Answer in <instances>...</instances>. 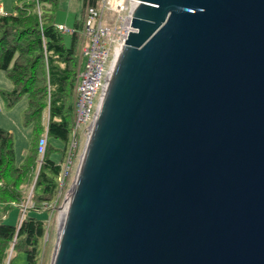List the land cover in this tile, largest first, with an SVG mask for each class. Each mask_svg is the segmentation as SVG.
Segmentation results:
<instances>
[{"label": "water", "instance_id": "obj_1", "mask_svg": "<svg viewBox=\"0 0 264 264\" xmlns=\"http://www.w3.org/2000/svg\"><path fill=\"white\" fill-rule=\"evenodd\" d=\"M51 264H264V0H135Z\"/></svg>", "mask_w": 264, "mask_h": 264}, {"label": "trees", "instance_id": "obj_2", "mask_svg": "<svg viewBox=\"0 0 264 264\" xmlns=\"http://www.w3.org/2000/svg\"><path fill=\"white\" fill-rule=\"evenodd\" d=\"M88 2L96 6L99 0H83L84 5ZM57 8L58 0H14L13 12L0 13V70L13 84L11 90H0V96L9 107L27 96L25 123L33 124L34 132L26 157L16 164L13 136L0 128V208L4 211L27 202L26 190L33 182L31 209L45 210L42 204L52 202L57 194L63 159L52 160L49 142L42 156L38 147L45 133L67 146L70 142L79 60L76 34H71L67 46L57 27ZM81 22L75 21L73 28H80ZM2 217L0 264H12L18 249L24 250L28 264H38L46 222L26 215L14 226Z\"/></svg>", "mask_w": 264, "mask_h": 264}, {"label": "built area", "instance_id": "obj_3", "mask_svg": "<svg viewBox=\"0 0 264 264\" xmlns=\"http://www.w3.org/2000/svg\"><path fill=\"white\" fill-rule=\"evenodd\" d=\"M134 1L99 0L96 6H92L88 2L84 5L80 28L76 29L65 25L57 26L63 33L76 34L77 41L79 40L80 44L74 94L75 116L71 128L67 156L57 177V194L54 200L42 204L43 209L50 211L51 216H53L54 211H57V208L63 209L65 206L67 207L74 184L72 178L76 170L75 159L82 144L80 139L83 138V142L86 144L91 133L89 129L95 108L110 71L117 45H124V41L132 29L130 27L132 20L130 13ZM2 12L0 0V13ZM105 12L114 13L115 16H108L104 20ZM118 17L120 22L116 24ZM46 145L47 136L45 135L39 141L38 151L41 155L44 153ZM33 206V203H31V207ZM50 227V221H48L42 240L41 255L45 253L46 247L50 242Z\"/></svg>", "mask_w": 264, "mask_h": 264}, {"label": "rangeland", "instance_id": "obj_4", "mask_svg": "<svg viewBox=\"0 0 264 264\" xmlns=\"http://www.w3.org/2000/svg\"><path fill=\"white\" fill-rule=\"evenodd\" d=\"M6 5V12H13L14 0H1ZM43 7H48L47 4L43 5ZM84 3L83 0H58V8L55 12V21H61L63 24H67V27H72L74 25L75 20H81L83 16ZM108 16H115L114 13L104 14V20L107 19ZM120 22V18L118 17V22ZM64 43L69 46L71 43V34L63 33ZM79 40L76 43L77 53L79 50ZM84 66V63H83ZM78 70V68H77ZM10 84L11 88L8 89V85ZM13 84L11 80L7 77V75L0 70V90H11ZM28 111V98L26 95L22 96L20 100L12 107L7 106V104L3 101L0 96V128H3L9 132H11L14 139L15 153H16V164H20L23 162L26 157L30 143L33 140V124L25 123V114ZM46 119V118H45ZM81 140V145L78 149V156L76 157L75 165L76 170L78 167V163L80 160V156L82 155L85 143L83 142V138ZM49 146L52 148L50 152V156L53 161L60 163L65 160L67 156L68 146L61 140L55 139L53 137L48 138ZM66 149V153L64 150ZM74 174L72 180L75 179ZM75 181V180H74ZM34 186V182L30 184L27 188V202L24 205L16 204L12 208L4 211L0 208V218L2 217V221L5 224H10L17 226L18 222L21 218L27 216L35 217L39 220L47 222L50 218V212L45 210H34L31 209L30 197L32 195V189ZM60 206V205H59ZM58 206V207H59ZM62 206V205H61ZM26 207V208H25ZM25 209V211H24ZM57 211L53 212L52 224L50 227V242L48 243L45 253L40 255V261L38 264H51L53 253L55 250V245L57 242V238L60 230V222L62 220V208H57ZM11 254V253H10ZM12 256V254H11ZM9 256V258H11ZM9 264V261H8ZM12 264H28L27 256L24 250L18 249L14 252V258Z\"/></svg>", "mask_w": 264, "mask_h": 264}, {"label": "crops", "instance_id": "obj_5", "mask_svg": "<svg viewBox=\"0 0 264 264\" xmlns=\"http://www.w3.org/2000/svg\"><path fill=\"white\" fill-rule=\"evenodd\" d=\"M1 4H2L3 12H6V5H5V3L1 1ZM13 7H14V5H13ZM3 12H2V13H3ZM8 13H11V12H8ZM81 20H82V19H81ZM75 21H77V20H75ZM55 22H56L57 25H65V26H67V24H63L61 21H59V22L55 21ZM74 24H75V22H74ZM72 27H74V25H73ZM10 88H11V86H10V84H9V85H8V89H10ZM46 123H47V119H46ZM45 134H46V133H45Z\"/></svg>", "mask_w": 264, "mask_h": 264}, {"label": "clouds", "instance_id": "obj_6", "mask_svg": "<svg viewBox=\"0 0 264 264\" xmlns=\"http://www.w3.org/2000/svg\"><path fill=\"white\" fill-rule=\"evenodd\" d=\"M47 136V133L46 134H44L43 136ZM42 136V137H43ZM47 142H48V137H47ZM44 154V153H43ZM42 154V155H43ZM41 155V154H40ZM41 155V156H42ZM63 162H64V160H63ZM63 162H62V164H63ZM61 168H62V166H61ZM75 173H76V171H75ZM59 176V175H58ZM75 180V179H74ZM28 201V200H27ZM31 201V200H30ZM24 205V204H23ZM33 208V207H32ZM46 210V209H45ZM24 211H25V209H24ZM46 211H48V210H46ZM48 212H50V211H48ZM50 215H51V213H50ZM52 218H53V216H51V218L48 220V221H50V225L52 224L51 222H52ZM22 220H23V218H21V220L18 222V225H20L21 224V222H22ZM48 221L46 222V223H48ZM46 226V225H45Z\"/></svg>", "mask_w": 264, "mask_h": 264}, {"label": "bare ground", "instance_id": "obj_7", "mask_svg": "<svg viewBox=\"0 0 264 264\" xmlns=\"http://www.w3.org/2000/svg\"><path fill=\"white\" fill-rule=\"evenodd\" d=\"M66 206L62 209V211H61V214H62V219L64 218V215H65V212H66Z\"/></svg>", "mask_w": 264, "mask_h": 264}]
</instances>
